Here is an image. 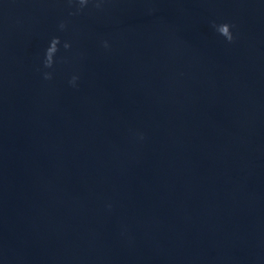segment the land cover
<instances>
[{"label": "water", "instance_id": "95a60500", "mask_svg": "<svg viewBox=\"0 0 264 264\" xmlns=\"http://www.w3.org/2000/svg\"><path fill=\"white\" fill-rule=\"evenodd\" d=\"M0 264H264V0H0Z\"/></svg>", "mask_w": 264, "mask_h": 264}, {"label": "clouds", "instance_id": "9594fccd", "mask_svg": "<svg viewBox=\"0 0 264 264\" xmlns=\"http://www.w3.org/2000/svg\"><path fill=\"white\" fill-rule=\"evenodd\" d=\"M216 30L222 35L224 36L229 42L232 41L233 39V34L231 32V25L227 22L225 23H221L219 25H216ZM46 56H47V52H46ZM45 66H49V65H45Z\"/></svg>", "mask_w": 264, "mask_h": 264}]
</instances>
